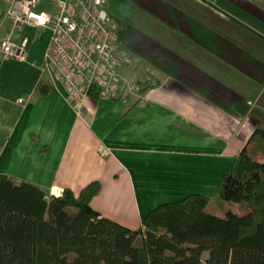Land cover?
I'll return each mask as SVG.
<instances>
[{"label":"crops","instance_id":"0c3cea01","mask_svg":"<svg viewBox=\"0 0 264 264\" xmlns=\"http://www.w3.org/2000/svg\"><path fill=\"white\" fill-rule=\"evenodd\" d=\"M132 1L137 28L119 25L117 35L132 64L119 72L143 92L127 104L88 98L73 110L40 71L46 31L29 68L0 60V175L55 196L98 181L90 207L137 230L160 204L214 199L253 132L264 131V0ZM39 81L48 95H37Z\"/></svg>","mask_w":264,"mask_h":264},{"label":"trees","instance_id":"16d2710c","mask_svg":"<svg viewBox=\"0 0 264 264\" xmlns=\"http://www.w3.org/2000/svg\"><path fill=\"white\" fill-rule=\"evenodd\" d=\"M37 95L49 94L44 81ZM88 97L99 102L92 88ZM264 131L256 129L217 196L199 194L160 204L130 230L103 218L90 203L94 181L77 195L58 196L0 175V264H264ZM236 205L246 214L206 212ZM140 245L135 246L136 240Z\"/></svg>","mask_w":264,"mask_h":264},{"label":"built area","instance_id":"2783aa9c","mask_svg":"<svg viewBox=\"0 0 264 264\" xmlns=\"http://www.w3.org/2000/svg\"><path fill=\"white\" fill-rule=\"evenodd\" d=\"M105 4L106 0H0V60L24 61L29 42L46 31L40 71L64 87L73 110L82 108L92 88L100 101L127 104L137 99L139 87L119 72L132 61L117 43L118 26L103 13ZM42 5L53 10H42ZM5 22L9 26L2 34ZM26 30L32 31L30 39ZM15 35H22L20 41Z\"/></svg>","mask_w":264,"mask_h":264},{"label":"rangeland","instance_id":"374dc122","mask_svg":"<svg viewBox=\"0 0 264 264\" xmlns=\"http://www.w3.org/2000/svg\"><path fill=\"white\" fill-rule=\"evenodd\" d=\"M135 7L136 6L132 0H106L105 13H106L107 17H109L112 21H114L117 24L118 31H119V27H120L119 25H122V24L126 25V27L137 28V13H136ZM45 8H46V6L41 7L42 10H44ZM138 17H141V16L139 15ZM27 38H29V37H27ZM35 44L36 45L34 48H36L38 50V53H34V55H36L37 57L36 56H33V57L29 56L32 53V49H31V46L30 47L28 46L29 48L27 49V53H26V57H25L24 61L18 62L17 60H11L9 63L6 64V66L9 65L11 69L16 70V71H20L22 67H23V69H26L25 67L29 68L31 66V64H33V61L34 60L38 61V58H39V53H40V49L38 48L39 41L36 42ZM123 50H125V49H123ZM4 70H5V67H4ZM0 77H1V75H0ZM9 84L13 85L14 83L11 82ZM135 84H137V83H135ZM137 86L140 89L139 90V96H138V98H140L142 96L143 89L139 84H137ZM256 160H258L261 163H264V155H258ZM206 212L208 214H212V215H215L217 217H223L224 216V212L223 213H221V211L219 212V210H217L216 205L214 203L209 204V206L206 209ZM139 245H140V240L138 239L135 242V246H139Z\"/></svg>","mask_w":264,"mask_h":264}]
</instances>
